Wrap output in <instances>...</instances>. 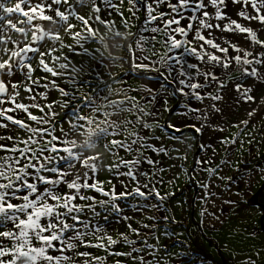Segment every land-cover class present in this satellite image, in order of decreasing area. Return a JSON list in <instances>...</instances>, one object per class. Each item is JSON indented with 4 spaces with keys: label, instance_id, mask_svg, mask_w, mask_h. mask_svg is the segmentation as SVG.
I'll return each mask as SVG.
<instances>
[{
    "label": "snow or ice",
    "instance_id": "6c2138e0",
    "mask_svg": "<svg viewBox=\"0 0 264 264\" xmlns=\"http://www.w3.org/2000/svg\"><path fill=\"white\" fill-rule=\"evenodd\" d=\"M125 2L138 23L125 17ZM85 9L89 14H83ZM113 13L125 31L116 28V21L110 19ZM72 18L83 27L78 28ZM262 37L264 0H0V264H106L108 256L124 257L128 264H160V237L149 244L148 236L159 230L158 220L168 221L166 215L147 216L152 223L139 228L127 223V232L114 238L94 224L101 214L97 208L105 220L111 211L120 214L122 221L132 220L120 203L129 198L137 201V213L161 211L175 193L162 194L152 180L155 171H143L142 164L155 169L159 163L146 153L159 157L179 151L169 149L167 139L188 148V129L200 135L205 129L225 132L224 125L247 129L255 123L253 118L264 119ZM65 38L72 43H65ZM97 43L100 47L93 48ZM64 49L67 55H53ZM101 49L121 66L124 57L112 53L126 51L129 73L141 81L140 86L121 91L100 79L95 83L79 79L90 71L84 58L95 61L99 54L102 61ZM70 56L81 58L79 67ZM61 60L58 70L55 64ZM37 71L44 75L34 78ZM50 92L60 99L49 101ZM114 95L122 98L113 99ZM167 97L185 99L182 125L172 121L160 125L154 115L158 100L162 111H173ZM241 108L243 115L233 123ZM57 109L65 110L63 116ZM157 130L167 138L153 135ZM236 142L226 138L218 146ZM198 147L216 155L209 144ZM121 151L125 156L119 155ZM105 154L119 157L107 166L127 180L119 191L111 181L105 189L97 179ZM175 159L186 160L187 155ZM228 163L230 159L217 163L207 156L195 162L189 180L207 192L200 196L204 202L200 224L207 226L221 218L216 214L219 205L211 213L208 207L215 200L214 178L232 180L219 174ZM197 169L208 173L207 182L195 180ZM258 175L264 179V172ZM141 229L146 231L142 234ZM117 245L129 250L116 251ZM89 249L107 255H94ZM168 255L170 260L175 256L173 264L183 259L179 253L168 251ZM261 257L264 246L254 248L243 264H257ZM198 264L207 262L201 259Z\"/></svg>",
    "mask_w": 264,
    "mask_h": 264
},
{
    "label": "rangeland",
    "instance_id": "374dc122",
    "mask_svg": "<svg viewBox=\"0 0 264 264\" xmlns=\"http://www.w3.org/2000/svg\"><path fill=\"white\" fill-rule=\"evenodd\" d=\"M113 3H118V0H113ZM238 7V6H237ZM127 3L123 6L122 10L124 11L125 17L129 19L130 23H138V21H133L130 14L126 10ZM83 14H89V10L85 9ZM103 15V14H102ZM140 20L144 18V13L141 11L139 13ZM235 18V16L233 17ZM116 21V28L121 32L125 31L121 25L120 18L113 13L110 17ZM72 23L78 25V28H82L83 25L80 22L76 21L74 18L71 19ZM104 29L101 27V32ZM132 31L135 32L136 28H132ZM63 35V34H62ZM110 35V33H109ZM231 36L232 34H226ZM264 38V37H262ZM65 43H72L68 38H65ZM235 42V41H234ZM242 40L240 43L242 44ZM56 47H59L57 44ZM93 48L100 47V45L94 44ZM159 47V46H158ZM103 52V60L99 54L95 61L84 58L83 63L86 71L81 74L86 75L87 79L90 78L92 82L96 81L98 78H94L93 74L99 72L101 75L100 79H107L106 82H109L114 89L121 91H128L129 87H139L141 81L136 79L134 75L129 73L127 57L128 53L124 50L113 51L112 55L124 57V63L121 66V62L117 60L115 63L111 61L108 52L101 49ZM67 49H64L62 52L54 53L53 55H67ZM72 63L79 67L78 60L80 57L72 58ZM46 60L51 63L49 57H45ZM63 62L57 61L55 67L58 69L59 63ZM35 66V65H34ZM59 70V69H58ZM69 72L71 69L68 70ZM44 74L40 71H37L34 74L35 77H41ZM111 77H116V81H113ZM121 77L122 82H121ZM48 79H51V76H48ZM44 81H42L43 83ZM68 90L72 91L71 85H68ZM88 91L87 88L84 89ZM22 96L25 97L26 93L21 89ZM134 93L129 91V95ZM55 97L60 99L59 94L56 92L49 93V101ZM120 96H113V99H120ZM19 99V98H18ZM38 101L40 98H37ZM185 99H179L168 97V107L171 108L172 112H164L161 110L160 102H157L156 105V115L159 119V124L164 125L165 119L172 121L177 125H182L184 120V115L181 113L184 112L183 103ZM195 103V101H193ZM149 109L152 108V105L148 106ZM61 116L65 110L57 109ZM34 114L39 115L40 113L34 110ZM243 115V108H241L240 113L236 117H232L233 123H235L240 116ZM255 119V123H250L245 129L243 126L236 128L233 126L224 125L226 127L225 132L217 131H208L205 134H195L191 129L186 130L185 135L189 137L188 144L189 147L185 148L183 144H178L177 141L172 139H167L166 146L169 149L173 147L179 148V151H171L169 156H156L154 153H146L152 159L158 160L159 163L156 165L155 169H151V166L145 164L141 165L143 171H155V176L152 177L153 183L156 185L157 189L162 194H167L174 192L175 196L169 197L168 200L162 205L161 211L157 212L155 210H148L145 213H137L134 211L136 206V200L129 198L127 200L120 201L123 211L132 217L131 221H122L121 216L118 213L108 212V218L111 216L113 222L112 224H102L105 220L104 213L100 208H97V212L101 214L96 217L94 224L98 223L100 227L106 225L104 229L114 238H117L118 233L127 232L126 225L127 223H132L134 228H139L142 223H149L151 221L147 220V216H156L160 217L166 215L168 221L163 219L158 220V223L155 225L159 230L152 232L148 236V243H156L155 237L159 236L160 240L158 247L160 251L157 253V258L160 261V264H173L175 256L172 260L169 259L168 251L172 253H179L183 259L180 264H198V261L203 259L206 260L207 264H243V261L247 258L254 248H259L264 246V231L260 228V218L263 214V209L259 205L251 206L248 202L251 199V196L260 188L264 179L261 178L258 173L264 172V119ZM65 130L67 129V123L63 124ZM209 130V129H208ZM57 134H59V129H57ZM20 135L26 138V134L21 132ZM153 135H164L167 138V134L161 133L157 130ZM176 136H180V133H175ZM194 137V138H193ZM230 138L237 141L235 144L231 145H220L222 139ZM251 141V142H250ZM205 143L209 144L216 150V155H212V150L209 149L207 152L201 151L198 147L199 144ZM186 153L187 159H175V157L184 155ZM120 156H125L124 152L119 153ZM211 157L214 162L218 163L219 159H230V163L223 167L220 175L227 177H232L231 182L227 179L220 181L214 178V184L216 187L212 191L216 194L215 200L212 202V206L208 207L209 213L212 212L213 207H217L216 214L220 216L219 221H212L205 226L200 224V221L203 217L200 216L201 205L204 203L200 200V196L207 195V192L202 190L198 183H194L189 180V176L192 175V169L195 165L196 159H201L204 157ZM127 158V157H125ZM119 157H111L105 154L102 157L103 167L97 176V179L104 182L105 189H108L111 185L107 182L111 181L113 185L116 186L117 191L120 190V185L123 182H127L125 177L117 176L116 169L113 168L112 171L107 170L109 163H112L115 160H118ZM215 166V164L213 165ZM99 167V165H98ZM163 168L164 171L160 172L159 169ZM239 169V171H237ZM126 169L121 168L120 171H125ZM208 173L201 171L200 169L196 170L195 180L207 182ZM251 182L249 183V179ZM172 181L169 183V181ZM163 181V183H160ZM89 195L92 193L89 192ZM99 197V194H96ZM102 198V197H100ZM142 201V198H139ZM225 199H231L235 201L234 204L225 205L222 204V201ZM260 201L264 204V189L261 190L259 195ZM155 203V201H152ZM220 208H223V211H220ZM166 209V211H165ZM199 225V226H198ZM146 230L141 229L142 234ZM167 232L168 236H165L164 233ZM255 234V236L253 235ZM132 239H137L134 235H131ZM171 237V238H169ZM175 241V247H172L173 242ZM218 245L220 251L218 252L213 245ZM168 249L166 251L165 249ZM116 251H128L127 246H114ZM94 255L106 256L107 254L103 250L89 249ZM260 259H257V264H259ZM117 261L120 264H128L126 258L117 257V256H108L106 264H117Z\"/></svg>",
    "mask_w": 264,
    "mask_h": 264
},
{
    "label": "bare ground",
    "instance_id": "6f19581e",
    "mask_svg": "<svg viewBox=\"0 0 264 264\" xmlns=\"http://www.w3.org/2000/svg\"><path fill=\"white\" fill-rule=\"evenodd\" d=\"M242 44H243V42H242ZM158 102H159V100H158ZM0 131H2V130H0ZM208 131H213V130L205 129L204 132H203V134L207 133Z\"/></svg>",
    "mask_w": 264,
    "mask_h": 264
}]
</instances>
